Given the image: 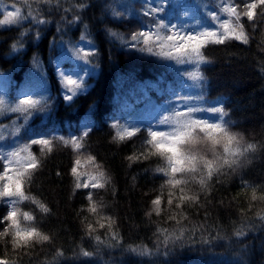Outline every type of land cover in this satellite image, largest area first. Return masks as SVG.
<instances>
[{"label":"trees","instance_id":"trees-1","mask_svg":"<svg viewBox=\"0 0 264 264\" xmlns=\"http://www.w3.org/2000/svg\"><path fill=\"white\" fill-rule=\"evenodd\" d=\"M12 4L21 8L24 19L0 26V98L5 101L0 111V155L32 139L69 138L90 129L79 171L94 174L95 166L86 163L92 155L110 183L104 189H75L71 168L76 154L57 146L42 158L41 169L25 185L26 193L44 203L49 212H41L28 200L15 205L21 213L35 217V225L51 242L25 248L24 255L14 252L11 244L0 243V256L6 253L14 264H264V220L255 216L264 211V202L257 201L246 217L239 211L250 200L243 185L264 187V20L255 25L244 22L248 44L235 40L209 44L202 49L204 63L178 64L140 51L142 44L131 41V35L157 24L167 26L164 34L174 24L190 31L210 28L220 22L212 20L211 14L223 15L219 0H41L31 7L23 0H0V19L14 10ZM149 8L159 11L146 18L143 13ZM28 11L36 18L28 17ZM189 15L191 21L186 23ZM77 52L91 55L80 59ZM197 71L202 79L190 76ZM62 77L83 85L71 100H65L71 93ZM25 97L40 100L43 109L33 110L27 122L8 110ZM215 108H223L227 115L221 117L212 111ZM188 109L200 110L194 113L197 119L223 123L243 134L245 146L252 143L256 150L247 153L248 162L238 171L214 174L207 192H200L195 183L187 187L188 194L199 193L201 203L208 201V219H204V207L188 206L184 214L191 222L185 226L203 225L205 238L217 231L223 238L183 245L169 242L165 248L157 229L172 233L179 225L169 219L168 189L161 187L165 178L155 172L163 161L151 157L131 162L127 157L141 149L147 130H167L160 124L164 116ZM112 123L141 132L130 141L116 143ZM32 150L40 155L38 146ZM88 194L100 205L101 216L114 221L110 230L96 225L94 235L101 236L102 244L85 232L86 223L95 225L100 218L87 211ZM161 194L165 201L161 215L148 217L151 200ZM9 207L0 203V218ZM31 223L22 220V226ZM234 227H243L245 234L232 235ZM111 231L121 244L108 246L114 243L109 239ZM129 246H146L150 254L133 253ZM81 249L93 255L84 257Z\"/></svg>","mask_w":264,"mask_h":264},{"label":"snow or ice","instance_id":"snow-or-ice-1","mask_svg":"<svg viewBox=\"0 0 264 264\" xmlns=\"http://www.w3.org/2000/svg\"><path fill=\"white\" fill-rule=\"evenodd\" d=\"M24 4L31 7V3H38L41 0H23ZM43 3H49L50 0H42ZM13 11H7L0 19V26L14 25L24 19L21 14V8L16 4H12ZM221 11L226 13L228 19L219 23V28L222 31H200L194 34L176 31L172 27L168 33L161 35L159 31H141L133 33L130 37L131 41L142 44L140 51L146 54L157 56L163 59L175 61L178 64L196 63L201 64L206 61L202 53L207 45H222L232 40L243 44L249 43V33L247 31L245 21L250 25H255L258 20H264V0H231L225 3L221 0L219 5ZM157 8H149L145 10L143 15L148 18L153 13L158 12ZM28 17L35 19L32 11H28ZM214 21H218L217 15H212ZM154 20V17H153ZM40 20V23H43ZM167 26L157 24L158 29H163ZM115 35V33H110ZM13 51H16V45L13 46ZM77 57L80 59H87L91 53L77 52ZM192 78L203 77L199 72L190 73ZM62 83L67 88L71 95H66L65 100H71L77 95V90L83 87L82 83L73 80L70 77H62ZM5 101L0 98V111ZM41 101L34 100L28 97L21 99L14 107L8 110L13 113H19L24 117L25 122L30 118L33 110H43L40 108ZM200 111L199 109H188L187 111H175L169 115L164 116L160 120V124L166 126L167 130H147V134L143 139L141 149L127 159L131 162H140L148 160L151 157H158L161 161L166 162L165 166H160L155 169V172L161 173L165 178L162 188H167L166 204L171 210L169 212V219L172 220L179 227L172 233L166 229L158 228V235L163 236L161 243L165 248L168 247L169 242L172 244H181L185 242L192 243L199 239L201 243H208L211 239H222L219 231L215 236L211 233L207 238L204 232L207 229L201 225H193L188 228L185 223L189 220L186 218L184 211L188 206H195L197 208H205L204 219H208L206 204L201 203V197L188 194L186 179L189 174H201V187L207 190L211 187L209 183L214 179V174L218 172V161L213 159H206L204 154L198 149L200 146H206L210 151H215L218 147L223 149V163L229 166V172H235L241 169L246 162H248L247 153L254 152L256 145L248 143L245 146L244 137L236 135L230 131L223 123H210L207 120L197 119L194 113ZM221 117L227 115L223 108L212 109ZM111 128L114 129L112 137L113 142L120 143L126 140H132L136 137L141 129L136 127L122 128L118 123H112ZM18 131V130H17ZM90 129L85 130L81 135L65 138L64 136H57L54 138H38L32 139L24 143L15 151L9 152L6 155H0L2 161V171H0V203H7L10 205L7 213L0 218V225L4 226L0 231V243L5 246L11 244L14 252L21 255L22 250L31 248L36 243L51 242V237L43 233L35 225V217L28 213H21L20 209L15 205L20 201L28 200L32 204L37 205L41 212L48 213L49 208L38 200L36 197L26 193L25 185L30 184L34 178V174L42 167V158L47 154L52 153L57 146H62L65 149H70L76 154L74 164L71 168V175L75 178V189H104L110 178L103 170V166L96 162V158L92 155L86 157V163L95 166L94 174L81 173V153L86 149V140L89 137ZM3 139V137H0ZM241 145H244L242 148ZM38 146L40 155L33 153V147ZM243 164V166H241ZM60 175V173H57ZM86 175L87 179L82 180L81 176ZM245 194L250 193V200L248 206L241 207L240 215L246 217L247 214L255 207L257 201L264 202V187L257 189L250 185H243ZM258 191L260 195H258ZM89 206L87 211L95 216L100 217L96 224L86 223L85 232L90 239H94L98 244L105 243L100 235H94L96 225L100 228L110 230L113 227L114 221L110 217L101 216L100 205L94 200L92 194L87 195ZM165 201L162 194L157 195L151 200V207L146 212L148 217L153 214L160 216L163 211ZM175 212L173 215L172 212ZM188 216V215H187ZM256 218L264 220V211L255 213ZM22 218V219H21ZM22 220L32 222L29 226H22ZM203 229V231L201 230ZM200 233L198 236L197 233ZM245 234L243 227H234L232 235L241 237ZM10 238V239H9ZM109 239L114 242L108 246H116L121 244V238L115 231H111ZM133 253L141 255L150 254V249L146 246L128 248ZM81 255L90 257L92 252L81 249ZM57 256H63V252H57ZM0 264H14L7 258L5 253L0 256Z\"/></svg>","mask_w":264,"mask_h":264},{"label":"clouds","instance_id":"clouds-1","mask_svg":"<svg viewBox=\"0 0 264 264\" xmlns=\"http://www.w3.org/2000/svg\"><path fill=\"white\" fill-rule=\"evenodd\" d=\"M236 135L240 136V137H244L243 134L241 133H235ZM241 147L243 148L244 145H241ZM200 152H202L205 156L206 159H213V160H217L218 161V172L222 173V174H227V170H229V166H226L223 163V149L222 147H218L214 152L210 151L206 146H200V148L198 149ZM166 165V162L163 161V166ZM241 166H243V164H241ZM233 172H235V169H233ZM201 174H189L187 179H186V184L187 187H189L191 184L195 183L198 184L200 186V192H205L206 190L201 187ZM194 195L199 196V193H194ZM168 211L170 212L171 210L168 209ZM186 218L190 221V217L185 215ZM191 222V221H190ZM201 227H204L203 225H201Z\"/></svg>","mask_w":264,"mask_h":264},{"label":"rangeland","instance_id":"rangeland-1","mask_svg":"<svg viewBox=\"0 0 264 264\" xmlns=\"http://www.w3.org/2000/svg\"><path fill=\"white\" fill-rule=\"evenodd\" d=\"M220 3H221V0H219V4L217 5V7H219V5H220ZM225 3H227V2H225ZM220 8V7H219ZM220 11H221V9H219ZM221 13L223 14V15H217L218 17H219V20H220V22H216L215 24H214V26H212V27H210V28H206V29H195V30H189V28H187V27H185L184 25L183 26H181V25H178V24H174L172 27H175L176 28V31H179V32H181V34H184V33H190V32H192V33H196V32H200V31H205V30H210V31H222V29H220L219 28V23H221V22H223V20H225V17L227 16V14L226 13H223L222 11H221ZM212 15H216V14H214V13H212L211 14V19H212ZM226 19H228V16H227V18ZM189 20L191 21V19H190V15L189 16H186V19L184 20L186 23L187 22H189ZM213 20V19H212ZM218 20V21H219ZM194 25H199V21H195V24ZM150 31H153V32H155V31H159L160 32V34L161 35H164V32H163V29H158L157 27H155V28H153L152 30H150ZM188 31H190V32H188ZM81 179L82 180H84V179H87V176L86 175H82L81 176Z\"/></svg>","mask_w":264,"mask_h":264}]
</instances>
